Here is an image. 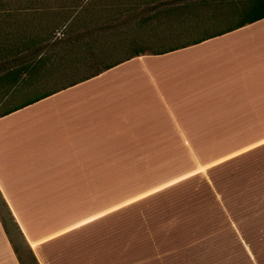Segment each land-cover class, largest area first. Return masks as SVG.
<instances>
[{
    "label": "crops",
    "instance_id": "0c3cea01",
    "mask_svg": "<svg viewBox=\"0 0 264 264\" xmlns=\"http://www.w3.org/2000/svg\"><path fill=\"white\" fill-rule=\"evenodd\" d=\"M201 124L227 132L218 139L225 142H206ZM123 140L132 154L101 160L104 150L96 146ZM208 146L227 151L214 165L264 149V19L173 53L132 59L1 118L0 196L39 264H74L85 255L92 264H121L126 250L109 245L130 241L113 236L119 214L214 165L108 208L104 202L135 193L137 180L160 179L166 164L184 162L185 148ZM52 209L53 221L36 222L37 211ZM0 264H19L1 222Z\"/></svg>",
    "mask_w": 264,
    "mask_h": 264
},
{
    "label": "rangeland",
    "instance_id": "374dc122",
    "mask_svg": "<svg viewBox=\"0 0 264 264\" xmlns=\"http://www.w3.org/2000/svg\"><path fill=\"white\" fill-rule=\"evenodd\" d=\"M29 1H33L36 7V1L40 0H2L1 4L5 5L4 3H6L7 7L9 5L16 7L20 3L25 4ZM42 1L55 5L57 0ZM63 1L70 2V0ZM99 7H97L98 12H100ZM167 8L169 6L150 11L147 17L158 15L160 11ZM89 14H92V10L88 12ZM141 17L144 18V16ZM142 18L124 19L121 23H117V26L122 25L121 28L109 30L108 35L113 34L112 40L116 44L122 39H136L138 43L142 42L143 44L161 39L159 45L164 48L184 43L186 39L190 40L198 35L193 34L189 37L193 25L183 22L182 19L158 17L152 19V22L146 27H138L140 21L145 20ZM39 22L40 20H35L34 24L37 26ZM70 32V39L74 40L83 36V42L90 44L94 53H103L109 58L111 57L110 62L122 60L126 56L121 50L111 49L109 41L107 39V42L104 41L106 36L102 29L98 30L93 26H89L87 29L75 26L71 28ZM175 35L181 36V38L176 39L177 41L173 45L170 41L163 40L169 39L168 36ZM5 62L7 63V61ZM12 62L13 59H8V63L12 64ZM76 63L70 62L68 65L75 66ZM79 69L78 74L74 69L66 73L53 69L50 73L51 77L45 76L44 81L37 86L38 91L34 92V89H31L34 93L31 92L26 96L58 87L65 83L61 81L66 76H70L68 80H76L88 73L87 67ZM18 102H20L19 97H14V99H8L6 104ZM207 117H211V115ZM200 126L205 129L199 131L205 135L203 139L213 144L220 141L219 137L227 133L214 132L205 128V126L214 127V125L201 124ZM113 143L112 145L105 142L101 145L102 147H95L99 151L104 150L101 160L108 163L120 154H132L134 148L127 145L131 143L129 140L113 141ZM139 151L144 152V148L141 150L138 148ZM226 152V148L216 146L185 148L183 163H168L167 166L163 164L165 167L160 179L137 180L136 191H134L135 189L131 191L135 193L122 194L106 200L104 208L110 207L109 204L113 205L119 200L129 199L143 191L168 183L199 167L208 165L210 167L224 159ZM91 164L93 163L89 162L88 167H91ZM163 203H166V207ZM97 211L99 210H90L88 213L94 215L97 214ZM0 214L6 223L9 237L22 264H34L28 250L31 253L33 251L25 243L22 234L20 233V237L10 223L1 201ZM119 215L121 216L120 222H113L114 228H111L114 232L113 236L114 238L129 237V243L121 245L114 239L111 240V244L106 241L101 245L104 247L102 257L108 256V244L112 247H119L122 251L126 250L121 264H264V149H258L249 156L211 166L203 173L178 184L171 192L167 191L164 198H155L145 206L136 205ZM56 216V209L45 212L37 211L36 222H47L50 221V218L53 221ZM82 246L86 248L85 244ZM122 246H125L126 249ZM79 255L74 252L75 258ZM85 256L75 259L73 263L92 264L88 258H84ZM35 260L37 264L41 261L40 257H36ZM53 261L51 259L44 260L46 264H54ZM101 261L103 262V259H100V263Z\"/></svg>",
    "mask_w": 264,
    "mask_h": 264
},
{
    "label": "trees",
    "instance_id": "16d2710c",
    "mask_svg": "<svg viewBox=\"0 0 264 264\" xmlns=\"http://www.w3.org/2000/svg\"><path fill=\"white\" fill-rule=\"evenodd\" d=\"M1 1L0 119L61 90L95 78L132 59L144 56L158 57L173 53L264 19V0H70L69 3L57 0L55 5L40 0L36 1V7L33 1L25 4L20 3L16 7L11 5L7 7L6 3L3 5ZM168 6L169 8L160 11L158 15L147 17L150 11L157 8L164 9ZM97 7H99L100 12L97 11ZM91 10L92 14L88 15ZM158 17L182 19L183 22L193 25L189 37L193 34L198 35L176 45L173 44L181 36H168L169 39L163 40L170 41L173 46L169 45L170 47L165 48L159 45L161 39L150 42L151 44L138 43L136 39H122L116 44L112 40L113 34L108 35L109 30L121 28L122 25L117 26V23H121L126 18L145 19L140 21L137 26L146 27L152 22V19ZM35 20H40L37 26L34 24ZM75 26L84 29L93 26L98 30H104V36H106V38L103 37L104 41L107 42L108 40L111 49L121 50L126 56L122 60L110 62L111 57L109 58L103 53H94L90 44L83 42V36L74 40L70 39L71 28ZM106 50L108 51V49ZM8 59H13L12 64L8 63ZM79 61H81V66ZM70 62L77 63L75 66L68 65ZM80 67L88 68V73L85 76L76 80H68L70 76H66L61 81L65 83L60 86L32 96H26L31 92L38 91L37 86L44 81L45 76L51 77L50 73L53 69L61 73L74 69L75 73L78 74L77 71L80 70ZM31 89H34V92ZM14 97H19L20 102L7 105L6 101L14 99ZM176 186L168 192H171ZM164 195H160L158 198H164ZM0 201L8 214L10 223L21 237L20 231L1 196ZM163 205L166 207V203ZM0 222L19 264H22L1 214ZM28 252L32 262L37 264L32 253L29 250Z\"/></svg>",
    "mask_w": 264,
    "mask_h": 264
}]
</instances>
